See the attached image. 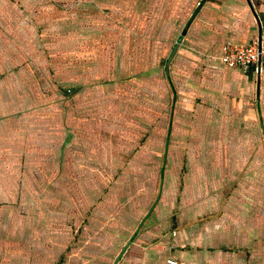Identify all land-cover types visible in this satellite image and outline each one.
<instances>
[{
    "label": "crops",
    "instance_id": "1",
    "mask_svg": "<svg viewBox=\"0 0 264 264\" xmlns=\"http://www.w3.org/2000/svg\"><path fill=\"white\" fill-rule=\"evenodd\" d=\"M263 34L264 0H0V264H264V68L221 61ZM37 69L63 111L10 105Z\"/></svg>",
    "mask_w": 264,
    "mask_h": 264
},
{
    "label": "rangeland",
    "instance_id": "2",
    "mask_svg": "<svg viewBox=\"0 0 264 264\" xmlns=\"http://www.w3.org/2000/svg\"><path fill=\"white\" fill-rule=\"evenodd\" d=\"M43 73H46V77L43 75ZM57 74V71H56ZM27 78L12 82V84L5 87V89L10 93V96L15 101H11V104H17V105H34L36 102H38V99L41 97L48 98V103L53 107H57L60 109V111L64 110L63 105L67 106L69 103L65 100H60L59 92H61V87L55 83V81L52 79V74L48 70H35L34 76L35 78L31 81L29 78V74L26 75ZM32 78V77H31ZM48 80V81H47ZM49 82V83H48ZM71 86H64L62 88L66 89ZM42 93V94H41ZM26 100V101H25ZM8 104V103H6ZM15 106V105H13ZM70 108H71V102H70ZM71 110V109H70ZM67 136V134H66ZM165 177H168V172Z\"/></svg>",
    "mask_w": 264,
    "mask_h": 264
},
{
    "label": "built area",
    "instance_id": "3",
    "mask_svg": "<svg viewBox=\"0 0 264 264\" xmlns=\"http://www.w3.org/2000/svg\"><path fill=\"white\" fill-rule=\"evenodd\" d=\"M221 61L229 67L241 68L248 72L255 68L263 71L264 66V34L251 40L245 45L228 42L223 47ZM170 264H178L174 259H169Z\"/></svg>",
    "mask_w": 264,
    "mask_h": 264
},
{
    "label": "water",
    "instance_id": "4",
    "mask_svg": "<svg viewBox=\"0 0 264 264\" xmlns=\"http://www.w3.org/2000/svg\"><path fill=\"white\" fill-rule=\"evenodd\" d=\"M188 27H189V25H186L185 29L182 31V34H181V36L179 37V39L177 41V44L175 45L173 51L169 55L168 61H167V69H168V66H169L168 64L170 63V60L173 58V56H174V54L176 52V49L178 48V44L182 42L183 36L186 34V31H187Z\"/></svg>",
    "mask_w": 264,
    "mask_h": 264
}]
</instances>
